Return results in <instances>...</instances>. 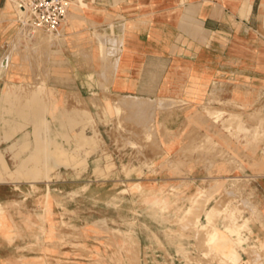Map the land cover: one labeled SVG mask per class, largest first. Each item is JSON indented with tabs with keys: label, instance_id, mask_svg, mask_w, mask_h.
<instances>
[{
	"label": "rangeland",
	"instance_id": "obj_1",
	"mask_svg": "<svg viewBox=\"0 0 264 264\" xmlns=\"http://www.w3.org/2000/svg\"><path fill=\"white\" fill-rule=\"evenodd\" d=\"M8 11L0 264H264L262 40L241 28L167 67L118 32L84 21L67 32V20L60 33L32 29L12 0ZM139 79L165 84L123 85ZM45 117L52 148L86 144L31 184L34 151L16 166L10 145L27 151Z\"/></svg>",
	"mask_w": 264,
	"mask_h": 264
},
{
	"label": "crops",
	"instance_id": "obj_2",
	"mask_svg": "<svg viewBox=\"0 0 264 264\" xmlns=\"http://www.w3.org/2000/svg\"><path fill=\"white\" fill-rule=\"evenodd\" d=\"M262 3L264 0H73L65 27L67 32L80 31L77 25L84 21L109 33L118 32L135 47V56L168 67L176 57L191 61L206 46H223V40L234 37L241 28L264 42ZM8 5L9 0H0L1 28L13 23L10 16H3ZM164 84L163 79L151 84L139 79L123 85L158 92Z\"/></svg>",
	"mask_w": 264,
	"mask_h": 264
},
{
	"label": "bare ground",
	"instance_id": "obj_3",
	"mask_svg": "<svg viewBox=\"0 0 264 264\" xmlns=\"http://www.w3.org/2000/svg\"><path fill=\"white\" fill-rule=\"evenodd\" d=\"M19 12H21V11H19ZM97 35H98L99 41L101 40L100 42H103L102 47H103V49H105V41L107 40L106 37L100 33ZM138 106H139V104H138ZM140 110H141V108H140ZM16 127H17V125H16ZM20 128H22V127H19V129ZM10 135L11 134L8 131H4V139L7 140L10 137ZM36 135L38 136V138L36 140H34V144L27 151L25 150L26 147L23 148L17 144H11L10 145V148L13 151V156L18 159L16 166L25 159L26 155L29 152L34 151V153L32 154V156L29 159L26 158V159H28L27 160L28 164H27L26 169H25V172H26L25 178L27 180H29L31 182V184L32 183L34 184L37 181H43V180L48 181V180H50L53 176V171H55L56 165H58L60 163L66 164V163L71 162L70 155L72 158H75L76 152H78V149L80 147H83L86 144V143L80 144L79 143L80 138L79 139L77 138L76 142H75L74 151L66 150L63 147L52 148V137L50 135V129H49V125H48V121H47L46 117H45L44 121H42L40 124H38L36 126ZM82 138H85V137H82ZM85 139H87V138H85ZM2 141H4V140H2ZM8 141H11V140H8ZM69 164H71V163H69ZM9 169H10L9 163L6 160L4 153L0 150V181L8 180L6 173L8 172ZM13 172H14L13 178L18 179L17 173L14 171V169H13Z\"/></svg>",
	"mask_w": 264,
	"mask_h": 264
},
{
	"label": "built area",
	"instance_id": "obj_4",
	"mask_svg": "<svg viewBox=\"0 0 264 264\" xmlns=\"http://www.w3.org/2000/svg\"><path fill=\"white\" fill-rule=\"evenodd\" d=\"M20 8L21 22L32 29L60 33L73 0H12Z\"/></svg>",
	"mask_w": 264,
	"mask_h": 264
}]
</instances>
